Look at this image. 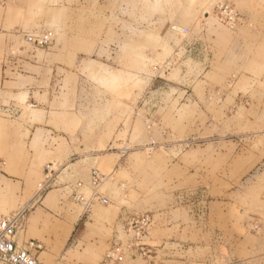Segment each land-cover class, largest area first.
Masks as SVG:
<instances>
[{"label": "rangeland", "instance_id": "374dc122", "mask_svg": "<svg viewBox=\"0 0 264 264\" xmlns=\"http://www.w3.org/2000/svg\"><path fill=\"white\" fill-rule=\"evenodd\" d=\"M37 1L67 2L3 0L0 11L39 15ZM130 1H71L77 15L115 11L122 35L105 30L107 50L76 58L69 113L40 120L26 95L22 113L0 123V217L23 210L18 245L37 242L42 264H101L142 214L150 252L120 264H264V0ZM222 3L239 14L233 29L214 16ZM36 30L11 43L37 50L25 36L50 31L54 44V28ZM35 126L54 131L46 150L56 159L37 160Z\"/></svg>", "mask_w": 264, "mask_h": 264}, {"label": "crops", "instance_id": "0c3cea01", "mask_svg": "<svg viewBox=\"0 0 264 264\" xmlns=\"http://www.w3.org/2000/svg\"><path fill=\"white\" fill-rule=\"evenodd\" d=\"M71 1L67 0L64 9L48 8L47 3L39 4L37 1L35 6L40 12L39 15L28 14L17 5L0 11V123L4 122L7 126L10 119L22 113L23 109H20L19 105L26 104V95L28 101L32 100L34 103L33 107L36 110L33 115L40 120L47 122L49 119L58 118L60 114L69 113V107L73 106L69 98L71 99L73 95L76 58L90 51L98 54V51L107 50L109 41L104 40L102 36L105 30L116 36L115 38L122 35V23L115 11L102 13L88 11V16H84L83 12L77 15L71 8ZM112 2L113 7L118 4L117 0ZM130 4V10L133 5L136 8V0H131ZM135 13L130 12L129 39L137 34ZM105 18L113 20L112 26L106 25ZM48 25L58 34L54 44L47 51L39 48L20 49L11 43L17 40L24 29L39 31ZM86 63L84 64L86 67L103 65L95 61ZM59 84L60 86H57ZM64 98H68V101L65 100L62 104L60 100ZM34 129L38 131L32 137L33 145L39 153L37 160L41 162L56 159L57 156L52 154V151L46 150L47 143L53 139L51 135L54 131L41 126H35ZM40 133H45V136L42 137ZM61 137L67 139L68 134L65 133ZM114 142L109 139L105 145H112ZM116 156L117 152H112L105 157L107 161H115ZM16 240L18 243V237Z\"/></svg>", "mask_w": 264, "mask_h": 264}, {"label": "built area", "instance_id": "2783aa9c", "mask_svg": "<svg viewBox=\"0 0 264 264\" xmlns=\"http://www.w3.org/2000/svg\"><path fill=\"white\" fill-rule=\"evenodd\" d=\"M3 0H0L2 2ZM214 16L217 21L229 28L233 29L240 23L239 14L233 6L222 3L215 7ZM172 30L181 34H187L186 30H179L173 27ZM53 33L50 31L41 32L34 35L25 36V41L35 48H48L53 43ZM188 53H194L195 47L187 45ZM53 172L49 166L46 168L47 176ZM46 176V177H47ZM50 178L51 177H47ZM48 179V180H50ZM94 183L101 181L99 174L94 171L92 173ZM43 186V185H42ZM106 203V200H102ZM23 210L15 215L8 217H0V264H42L32 255V251L38 252L41 246L35 241H29L26 247H19L16 235L20 227V218ZM129 239L126 243L118 241L105 254L101 264H120L125 257L145 256L150 251L145 245V239L148 236V229L150 227L149 215L142 214L132 217L128 223Z\"/></svg>", "mask_w": 264, "mask_h": 264}, {"label": "bare ground", "instance_id": "6f19581e", "mask_svg": "<svg viewBox=\"0 0 264 264\" xmlns=\"http://www.w3.org/2000/svg\"><path fill=\"white\" fill-rule=\"evenodd\" d=\"M205 16H206V15H205ZM57 230H58V229H57ZM57 230H56V231H57ZM55 234H56V236H58V234H59V231H57Z\"/></svg>", "mask_w": 264, "mask_h": 264}]
</instances>
